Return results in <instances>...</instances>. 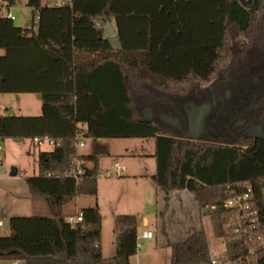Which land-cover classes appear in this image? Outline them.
Returning a JSON list of instances; mask_svg holds the SVG:
<instances>
[{"label":"trees","instance_id":"1","mask_svg":"<svg viewBox=\"0 0 264 264\" xmlns=\"http://www.w3.org/2000/svg\"><path fill=\"white\" fill-rule=\"evenodd\" d=\"M28 7L29 29L0 17V95H40L42 115H0V141H31L36 148V138L55 142L51 152L35 155L38 175L26 179L30 195L56 203L97 198L101 157L78 153L80 130L86 143L153 142L151 179L167 207L173 192L188 191L201 216L209 210L215 237L230 257L246 254L224 205L228 186H239L264 208V0L249 6L241 0H72L64 7L28 0ZM107 23L116 28L120 50L107 39ZM231 27L244 43L233 40ZM198 108L205 116L195 132L192 114ZM74 160L88 166L79 181L65 176ZM79 214L83 221L73 231L64 219L45 222L58 239L74 235L73 255L28 253L19 242L0 239V260L131 264L139 250L137 216L115 217L116 254L105 259L98 206ZM34 221L12 224L37 225ZM162 233L166 236L165 226ZM169 247L171 264L211 263L203 228ZM245 264H264V252Z\"/></svg>","mask_w":264,"mask_h":264},{"label":"rangeland","instance_id":"2","mask_svg":"<svg viewBox=\"0 0 264 264\" xmlns=\"http://www.w3.org/2000/svg\"><path fill=\"white\" fill-rule=\"evenodd\" d=\"M50 3H55L62 0H43ZM72 0H65L66 3H70ZM243 4L250 5L251 0H241ZM2 5H7V2L0 0ZM2 12L1 14H3ZM11 13L16 17L14 24L16 27L29 29L33 23V11L28 7V0H14V5L11 7ZM230 34L234 41L238 43H244L243 36L237 31L235 27H231ZM0 104L7 106L5 109L0 105V112L3 115L8 116H31L36 117L41 115V99L38 95H15V94H3L0 95ZM204 109H196L193 112V116L197 117L192 124L194 131L204 121L205 112ZM207 112V110H205ZM200 128V127H199ZM261 130V129H260ZM96 143H107L111 148V156L103 157L100 160L101 176L99 178V194L96 198L86 197L76 200L71 198L63 205L64 213L74 217L80 208L95 207L98 205L100 213L102 215V233L104 248L109 252H115L116 254V235L115 229V217L118 215H134L137 216L141 223V215L137 212L141 209L138 202L144 198V205L147 209L151 206L156 212L157 202L147 201V197L150 196L149 188L144 185H155L152 179L144 178L139 180L141 184L134 181V177L145 174L152 175L156 171V161L153 158H134L128 156L129 154H153L155 152V145L153 142H148L139 139H116L108 141H88V147L78 148L79 154H88L89 149L96 148ZM53 148L49 145H44L36 150L33 147V143L26 141L25 143H16L11 140L0 141V160L3 165L0 167V213L4 210L6 213L9 211L11 214L9 217H4L5 227L0 229V237L4 233L9 232V221L13 216L28 217L29 212L17 213L10 209L6 198L7 190L14 194H23L26 191L28 194V186L25 178L34 177L38 175L37 165L35 164V157L33 154L39 151H50ZM98 150V149H97ZM145 150V151H144ZM38 154V153H37ZM120 157L117 162L122 168L125 169L126 174L119 179H107L104 176V172L109 170L113 166V157ZM14 169L18 170V176L13 177L12 172ZM88 169V166H86ZM2 171L4 173H2ZM120 183V184H119ZM136 183L138 185H136ZM124 194V196H123ZM13 195V194H12ZM8 197V196H7ZM25 201V199H23ZM77 204H79L77 206ZM145 208V207H143ZM8 210V211H7ZM153 212V213H154ZM3 213V212H2ZM200 213V212H199ZM17 214V215H12ZM201 225L198 228L204 229L208 245L211 254L216 256L221 255L225 250L223 242L215 237L213 225L210 216H201ZM187 219H191V216ZM163 220V219H162ZM163 223V222H162ZM164 223L169 226L172 224L171 219H164ZM193 223V221H192ZM157 225V224H156ZM156 225L149 230L154 235L152 240L139 239V255L138 258L132 260V264H171L172 250L170 247H161L162 240H166L162 228L163 224L157 229ZM193 225H196L193 223ZM140 228V226H139ZM197 229V230H198ZM196 230V229H195ZM144 229L139 232L142 235ZM189 236V235H188ZM187 236V237H188ZM159 242V243H158ZM170 243V242H169ZM114 254V256H115ZM0 264H10L6 261L0 260ZM15 264V263H13ZM23 264V263H20Z\"/></svg>","mask_w":264,"mask_h":264},{"label":"crops","instance_id":"3","mask_svg":"<svg viewBox=\"0 0 264 264\" xmlns=\"http://www.w3.org/2000/svg\"><path fill=\"white\" fill-rule=\"evenodd\" d=\"M49 4H51V3L50 2L48 3V2L42 0V6L43 7H50ZM35 31H37V27H35ZM1 54H2V52H0V55ZM20 95H37V94H20ZM38 96H40V95H38ZM40 99H41V96H40ZM0 105H2V107H4L5 109L8 110V108H6L7 106H5L4 104H0ZM41 110H42V99H41ZM0 115H3V114L0 112ZM41 115H42V112H41ZM5 116H8V115H5ZM25 117H29V116H25ZM36 117H39V116H36ZM86 144L87 145L84 149H86L88 147V142ZM96 144L100 145V150L102 151L101 153H103L102 155H99L101 158L111 156V148L109 145H107V143H105V144L104 143H96ZM33 147L35 150L37 149L34 146V144H33ZM51 151L52 150H50V151H39V152H51ZM37 153L35 152L33 154V157H35V155H37ZM93 153H94V149L91 148V149H89V153L84 154V155H93ZM154 154H155V152L153 154H148L145 152L144 154L132 153V154H129L128 156H131L134 158H141V159H145V158L155 159ZM80 155H83V154H80ZM115 157H117V156H114L113 159ZM17 172H18V170H17ZM155 174H156V171L152 175L145 174V175H141V176H136V177H134V181L139 183L140 182L139 180L144 179V178H150L151 179ZM17 176H18V174H17ZM27 178H32V177H27ZM27 178H25V180ZM137 183H136V185H138ZM139 184H141V183H139ZM145 186H146V188H149L148 193H150V196L147 197V201L149 203V206H150L149 201H154L156 199L158 208H157L156 212H154L152 206L150 209H147V207L144 205V203H145L144 198H142L138 202L139 206L142 205L141 209L138 210L139 212H137L141 215V218H142L139 231L141 229H144L142 235L140 234V232H138V240L139 239L152 240L154 238L153 234H152V237L148 238V239L143 238V235L145 233H152L149 229L151 227H154L156 224H157L156 225L157 229H160L159 227L161 226V224H163V226H165V228H166L165 238H167V241L162 240L161 247H169V244H175L179 241H183L187 238L188 235L192 234L194 231H199L198 228L201 225V222H200L201 217H200V213H199L198 207L196 205L194 196L192 194H190L188 191L173 192L170 195V201H169L168 207H167V203L165 201V196L160 190H158L156 185L150 186V185L145 184L144 187ZM22 193L23 194H18V193L14 194L13 192H10V190H7L6 198L9 199L8 205H9L11 210L13 209L14 212L17 211V213L28 211L29 216L28 217L13 216V217L9 218L10 219V221H9V232L4 233L0 237V239H6V240L12 239L13 241H17V242H19V244H21V248L23 250H26L28 253H38V254L39 253H51V254L58 255L57 253L63 254L65 252H68L71 255H73L74 235L72 233H66L63 235L62 239H58V237H54V234H55L54 228H50V229L45 228L46 227L45 222L46 221L53 222V221L57 220L58 218H60V219H64V223H66L65 222L66 220L76 217V215L79 211H81L83 209H88V208H80V210L76 213V215L74 217H71V216L64 213V208H63V205L66 203V201L68 199L61 202V203H56L53 199L44 198V197H32L30 195L29 189H28L27 195H26V191H23ZM98 194H99V185H98ZM123 196H124V194H123ZM82 198H86V197H82ZM23 199H25V201H23ZM80 199L81 198H76V200H80ZM78 205L79 204H77V206ZM96 206H98V205H96ZM143 207H145V208H143ZM89 208H93V207H89ZM2 212L0 213V221L3 222V226L0 227V229L5 227L4 217L7 218V217H9L7 215L11 214L9 211L6 213L3 210ZM12 215H17V214H12ZM206 215L207 214H205V216ZM190 216H191V219H187ZM166 218L171 219V221H172L171 225L169 224V226H167V224L164 223V219H166ZM30 219L35 220L34 222L37 223V225H31V226L28 225L25 227L24 224H21L18 228H15L12 224L13 220H30ZM192 221L196 225H193ZM73 230H74V227H72V231ZM14 239H16V240H14ZM46 239H48V240H46ZM44 240H46V241H44ZM59 240L61 242H59ZM36 241H38V242H36ZM138 252H139V250H138ZM114 254H115L114 251L109 252L104 248L103 238H102V255H103V257L105 259H110V258L114 257ZM138 255H139V253H137V255L131 259V264H132L133 259L138 258ZM7 263L13 264L14 262L11 261V262H7ZM20 263L21 262H19L18 264H20Z\"/></svg>","mask_w":264,"mask_h":264},{"label":"built area","instance_id":"4","mask_svg":"<svg viewBox=\"0 0 264 264\" xmlns=\"http://www.w3.org/2000/svg\"><path fill=\"white\" fill-rule=\"evenodd\" d=\"M70 3H66L65 0L58 1L55 3L49 4L50 7H64L69 5ZM4 12L3 14H1ZM0 17L7 18L11 21H15L16 17L11 13V7L8 5H2L0 3ZM35 144L37 147H42L44 145H49L53 147L55 142L48 137L44 138H36ZM76 144L78 148L86 147L85 140V132L80 130L77 133ZM2 161L0 160V167L2 166ZM86 164L74 160L72 170L67 173L66 177L74 178L76 181H79L81 177H83L86 171ZM2 173H4L2 171ZM126 174L124 168H122L118 163H114L112 168L106 170L104 172V176L107 179H119L122 178ZM228 195L229 199L224 205V208L230 211L233 214V221L231 224V231L236 240L243 243L246 248V254L241 255L237 258H231L228 250L226 248L224 252L216 256L212 254V259L210 264H245L246 259L249 258L250 255L256 254L258 252H264V208H261L259 204H257L252 196L250 190L240 191L239 186H235L234 188L228 186ZM215 207H212L210 211H214ZM83 221V215L79 214L78 216L68 219L65 222L72 227H75L76 224L81 223ZM3 226V222L0 221V227ZM152 237V233H145L143 238L148 239ZM138 247L140 245L138 244ZM19 262H15L18 264Z\"/></svg>","mask_w":264,"mask_h":264},{"label":"water","instance_id":"5","mask_svg":"<svg viewBox=\"0 0 264 264\" xmlns=\"http://www.w3.org/2000/svg\"><path fill=\"white\" fill-rule=\"evenodd\" d=\"M105 29H106L107 39L110 42V44L112 45V47L115 50H120L121 49V42L119 40V37H118V34H117L115 27L111 23H107L105 26ZM93 149H94V153L92 156H96V155L99 156V155L103 154V153H101L102 151L100 150V145H97V147L93 148ZM17 174H18L17 170L14 169V171L12 172V176L17 177ZM208 212H209V210L204 211L205 214H208Z\"/></svg>","mask_w":264,"mask_h":264}]
</instances>
